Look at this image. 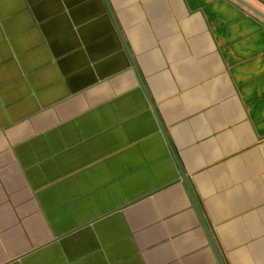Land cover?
Listing matches in <instances>:
<instances>
[{
    "label": "crops",
    "instance_id": "crops-1",
    "mask_svg": "<svg viewBox=\"0 0 264 264\" xmlns=\"http://www.w3.org/2000/svg\"><path fill=\"white\" fill-rule=\"evenodd\" d=\"M0 264H264V0H0Z\"/></svg>",
    "mask_w": 264,
    "mask_h": 264
}]
</instances>
